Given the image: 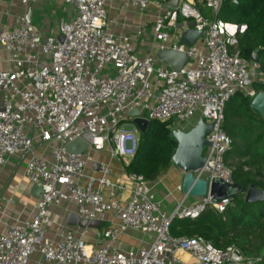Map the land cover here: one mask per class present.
I'll use <instances>...</instances> for the list:
<instances>
[{
  "label": "built area",
  "instance_id": "obj_1",
  "mask_svg": "<svg viewBox=\"0 0 264 264\" xmlns=\"http://www.w3.org/2000/svg\"><path fill=\"white\" fill-rule=\"evenodd\" d=\"M41 1L20 0L25 8ZM110 1L63 0L74 15L62 20L53 35H45L27 16L12 29L0 27V46L11 64L0 72V169L9 157H28L25 176L41 188L34 216L0 233V264H30L35 256L42 264H259L261 259L247 257L235 245L218 249L203 238H176L170 232L175 219L196 220L208 207L222 214L229 200L211 204L206 197L189 207L182 201L168 215L142 176L128 175L125 202L117 198L124 186L109 179L111 161L136 153L140 133L129 114L138 111L143 120L172 122L184 132L203 118L212 129L205 164L195 175L233 184V168L226 161L232 140L223 130L225 106L239 93L253 100L258 93L252 85L264 79L257 64L234 51L236 36L246 28L217 18L224 0H178L151 29L157 52L187 56L185 66L174 71L155 54L140 56L131 39L115 35L108 19ZM172 1L118 0L122 12L161 10ZM197 3L212 17L201 13ZM179 24L183 29L193 24L201 32L192 46L181 43ZM123 124L132 130L124 132ZM76 140L87 145L83 155L67 151ZM45 146L50 150L40 152ZM91 153H106L110 160L99 163L94 174L87 173ZM65 203L76 206L86 226L56 225L60 238L52 239L49 210ZM107 215L117 223L93 233L89 225ZM129 230L146 236L149 246L118 250L115 244Z\"/></svg>",
  "mask_w": 264,
  "mask_h": 264
},
{
  "label": "trees",
  "instance_id": "obj_2",
  "mask_svg": "<svg viewBox=\"0 0 264 264\" xmlns=\"http://www.w3.org/2000/svg\"><path fill=\"white\" fill-rule=\"evenodd\" d=\"M217 18L246 28L236 36L234 51L248 61L256 54L264 78V0H224ZM252 89L264 93V79L256 80ZM251 102L239 93L225 106L223 130L232 140L226 161L233 168L234 185L242 189L254 186L264 192V120L250 108ZM173 125L151 122L126 166L128 174L152 183L170 170L177 148L170 129ZM170 232L176 238H203L218 249L235 245L264 264V203H247L243 193L229 200L222 214L208 207L196 220L175 219Z\"/></svg>",
  "mask_w": 264,
  "mask_h": 264
},
{
  "label": "crops",
  "instance_id": "obj_3",
  "mask_svg": "<svg viewBox=\"0 0 264 264\" xmlns=\"http://www.w3.org/2000/svg\"><path fill=\"white\" fill-rule=\"evenodd\" d=\"M45 0H42L40 5ZM155 1V0H151ZM36 5V6H38ZM33 6V7H36ZM172 8L169 4L165 8L158 10L150 7L146 12H139L130 10L122 12L119 8L118 0H112L107 6L108 19L111 22L112 30L117 37H127L133 41L137 53L144 57L149 54H156L157 48L153 41L152 34H148V30L152 29L153 22L158 15H163L165 10ZM196 8L201 11L206 17H212L209 10H206L199 3ZM25 8L20 0H4L0 3V27L12 29L22 15ZM29 15H27L28 17ZM184 20L181 22L183 23ZM33 23V19H31ZM150 25V26H149ZM45 35L57 34L49 33V31L41 29ZM152 31V30H151ZM9 55L0 46V72L10 68ZM1 99V98H0ZM1 102V100H0ZM50 149L45 146L40 149V152H48ZM38 151V150H37ZM39 153V151H38ZM40 154V153H39ZM88 174L97 172L98 164L102 162H109L106 153H91L89 156ZM125 161L113 160L111 161L112 174L109 179L112 183L124 186L125 193L119 195L123 202L129 198L130 183L128 182V173L126 166L130 164L131 160ZM28 157L13 156L7 159L4 167L0 169V233L6 231L10 226L16 222L23 220H30L36 210V205L40 197V189L30 184L25 176L26 164ZM93 161V162H92ZM95 163L93 166L92 164ZM184 174L178 170L174 165L170 170L151 183L152 193L154 199L161 206V209L166 214L170 215L175 212L178 206L184 201L183 206L189 207L200 202V199L187 197L183 193ZM108 194V191H106ZM52 224L48 231V237L52 239H59L60 235L55 234L56 225H67V217L70 214H76V206L73 203H65L58 208H51L49 210ZM117 223L111 215H107L103 220L93 223L90 228L93 233L98 232L104 226H113ZM96 227V228H95ZM95 236V235H94ZM94 238V237H93ZM150 240L139 232L127 231L125 232L115 244L120 251L136 250L146 248L150 244ZM39 264H42L40 259Z\"/></svg>",
  "mask_w": 264,
  "mask_h": 264
},
{
  "label": "water",
  "instance_id": "obj_4",
  "mask_svg": "<svg viewBox=\"0 0 264 264\" xmlns=\"http://www.w3.org/2000/svg\"><path fill=\"white\" fill-rule=\"evenodd\" d=\"M178 0L169 3L171 7H176ZM28 21L30 17L28 16ZM31 22V21H30ZM178 28L182 30L181 43L186 46H192L201 36V32L194 30V25L189 24L187 29H183V24ZM62 41L63 37H59ZM157 60L164 66L174 71H180L188 62L185 54L176 51H158L155 54ZM251 61L258 63L257 55L254 54ZM250 108L257 112L264 120V93H258L252 100ZM129 116L133 118L130 122L140 133L144 135L150 128L151 123L139 117L138 111H132ZM212 129L211 125L204 122L203 118L197 121V124L188 132L176 130L172 133L174 140L177 142L175 154L172 157V165L184 174L183 193L187 197L203 199L208 197L211 204H218L226 200H231L240 194H245V201L250 204L264 203V192L251 186L248 189H242L234 184H227L219 179L198 178L195 174L203 168L205 157L204 149L209 147L207 136ZM87 150V145L76 140L67 147V151L74 155H83ZM39 188V187H38ZM40 192H41V188ZM67 226L82 227L86 223L81 221L76 214H70L67 217ZM96 223V222H95ZM90 228L93 225H89ZM264 259V255H263Z\"/></svg>",
  "mask_w": 264,
  "mask_h": 264
},
{
  "label": "rangeland",
  "instance_id": "obj_5",
  "mask_svg": "<svg viewBox=\"0 0 264 264\" xmlns=\"http://www.w3.org/2000/svg\"><path fill=\"white\" fill-rule=\"evenodd\" d=\"M27 15H29L30 21L31 19H33L32 24L40 31H42L41 29L43 28L44 30L49 31V33H55V31L58 30L60 22L62 20L73 17L74 12L69 8L67 4L63 2V0H45L36 7H30L28 10H23L22 15H20L19 17ZM185 23H188V21H185ZM150 33L151 30H148L149 36ZM195 121L196 119L194 120V123ZM170 129L172 133L176 131L174 125L171 126ZM122 130L124 132L131 131L132 126L130 124H123ZM228 163L230 164V162ZM30 264H39L38 257H33V259L30 261Z\"/></svg>",
  "mask_w": 264,
  "mask_h": 264
}]
</instances>
